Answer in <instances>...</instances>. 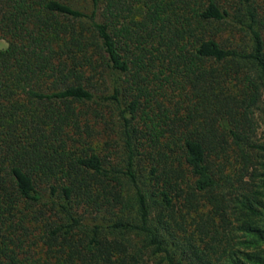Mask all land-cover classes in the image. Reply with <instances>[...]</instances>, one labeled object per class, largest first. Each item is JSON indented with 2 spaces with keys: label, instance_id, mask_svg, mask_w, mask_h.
Instances as JSON below:
<instances>
[{
  "label": "trees",
  "instance_id": "16d2710c",
  "mask_svg": "<svg viewBox=\"0 0 264 264\" xmlns=\"http://www.w3.org/2000/svg\"><path fill=\"white\" fill-rule=\"evenodd\" d=\"M0 38V264H264L254 0H0Z\"/></svg>",
  "mask_w": 264,
  "mask_h": 264
},
{
  "label": "rangeland",
  "instance_id": "374dc122",
  "mask_svg": "<svg viewBox=\"0 0 264 264\" xmlns=\"http://www.w3.org/2000/svg\"><path fill=\"white\" fill-rule=\"evenodd\" d=\"M254 3L256 4L260 14L264 16V0H254ZM218 27L223 28L224 25H218ZM6 46H7L6 40L3 38H0V49L5 48ZM254 117H255V124H254L255 130L251 137V142L253 144L260 145V147H255L249 150V153L251 155L252 164L249 168L248 174L243 179V181L247 183L258 182L259 181L258 174L259 172L264 170V93H263L261 100L258 102ZM101 138L102 139L105 138V135H102ZM215 159L216 160H214V162H216V165L220 166V163L223 159H220V158H219L220 160L217 158ZM240 189L242 190L241 192L249 191L247 190V187L245 189H242V188ZM233 192L231 191L232 194Z\"/></svg>",
  "mask_w": 264,
  "mask_h": 264
}]
</instances>
